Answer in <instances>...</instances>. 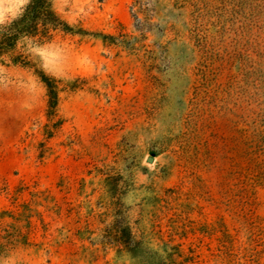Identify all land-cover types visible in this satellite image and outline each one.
<instances>
[{
    "label": "rangeland",
    "instance_id": "1",
    "mask_svg": "<svg viewBox=\"0 0 264 264\" xmlns=\"http://www.w3.org/2000/svg\"><path fill=\"white\" fill-rule=\"evenodd\" d=\"M28 1L0 0V24ZM55 8L117 43L58 33L32 46L62 81V125L50 139L43 84L0 63V212L38 193L44 218L33 220L39 248L0 264H113L108 176L132 222L163 199L157 220L164 231L185 228L175 238L192 264H264V0H55Z\"/></svg>",
    "mask_w": 264,
    "mask_h": 264
},
{
    "label": "trees",
    "instance_id": "2",
    "mask_svg": "<svg viewBox=\"0 0 264 264\" xmlns=\"http://www.w3.org/2000/svg\"><path fill=\"white\" fill-rule=\"evenodd\" d=\"M58 33L99 39L104 44L117 43L116 36L69 23L56 10L55 0H29L17 16L0 24V63L32 70L47 92L48 123L45 135L48 139L53 138L62 125L59 115L62 81L45 70L42 60L31 48L51 42ZM45 152V148H42L41 158ZM114 179L115 176H108L104 180V206L114 217L104 229V238L115 250L113 264H192L185 244L177 242L175 238L185 239V228L172 225L164 231L157 220L164 209L163 199L156 196L151 198L142 206L140 217L132 222L121 210L120 196L109 188ZM169 192L174 193L173 190ZM31 196L33 200L19 205L18 211L0 212V262L19 250L38 249L40 246L32 240L31 235L34 219L44 225L43 214L38 209L42 203L37 200L38 193ZM83 250L88 248L83 247Z\"/></svg>",
    "mask_w": 264,
    "mask_h": 264
},
{
    "label": "water",
    "instance_id": "3",
    "mask_svg": "<svg viewBox=\"0 0 264 264\" xmlns=\"http://www.w3.org/2000/svg\"><path fill=\"white\" fill-rule=\"evenodd\" d=\"M149 162H153V158H150V159H149Z\"/></svg>",
    "mask_w": 264,
    "mask_h": 264
}]
</instances>
